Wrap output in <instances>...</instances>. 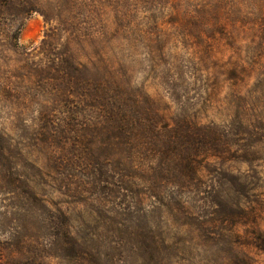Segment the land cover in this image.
<instances>
[{"label":"rangeland","instance_id":"obj_1","mask_svg":"<svg viewBox=\"0 0 264 264\" xmlns=\"http://www.w3.org/2000/svg\"><path fill=\"white\" fill-rule=\"evenodd\" d=\"M0 264H264V0H0Z\"/></svg>","mask_w":264,"mask_h":264},{"label":"bare ground","instance_id":"obj_2","mask_svg":"<svg viewBox=\"0 0 264 264\" xmlns=\"http://www.w3.org/2000/svg\"><path fill=\"white\" fill-rule=\"evenodd\" d=\"M35 25V24H34Z\"/></svg>","mask_w":264,"mask_h":264}]
</instances>
